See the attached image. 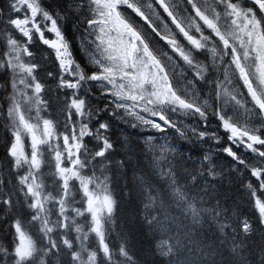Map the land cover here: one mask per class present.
<instances>
[{
    "label": "snow or ice",
    "instance_id": "obj_1",
    "mask_svg": "<svg viewBox=\"0 0 264 264\" xmlns=\"http://www.w3.org/2000/svg\"><path fill=\"white\" fill-rule=\"evenodd\" d=\"M0 264H264V0H0Z\"/></svg>",
    "mask_w": 264,
    "mask_h": 264
},
{
    "label": "trees",
    "instance_id": "obj_2",
    "mask_svg": "<svg viewBox=\"0 0 264 264\" xmlns=\"http://www.w3.org/2000/svg\"><path fill=\"white\" fill-rule=\"evenodd\" d=\"M244 200H245V201L247 200V197H246V196H245ZM241 207H242L244 210H246V211H249V212L252 211L251 207H250L249 205H247L246 203H244L243 201L241 202Z\"/></svg>",
    "mask_w": 264,
    "mask_h": 264
}]
</instances>
